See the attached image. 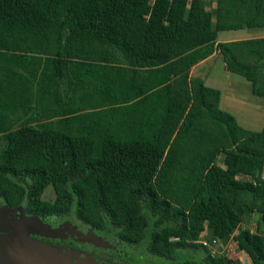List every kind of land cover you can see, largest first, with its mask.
<instances>
[{"label": "trees", "instance_id": "16d2710c", "mask_svg": "<svg viewBox=\"0 0 264 264\" xmlns=\"http://www.w3.org/2000/svg\"><path fill=\"white\" fill-rule=\"evenodd\" d=\"M261 27L264 0H0V208L111 233L131 264H239L203 232L264 264V230L233 234L264 225V117L189 74L216 52L264 97V36L215 41Z\"/></svg>", "mask_w": 264, "mask_h": 264}, {"label": "rangeland", "instance_id": "374dc122", "mask_svg": "<svg viewBox=\"0 0 264 264\" xmlns=\"http://www.w3.org/2000/svg\"><path fill=\"white\" fill-rule=\"evenodd\" d=\"M205 1L206 9H213V0ZM260 36H264V27L219 31L215 40L229 41ZM201 65L202 68L198 69V71L203 72L199 77H202L205 85L217 88L220 92L219 107L230 112L240 126L249 130H259L262 126L264 117V97L253 94L250 90V83L241 75L225 70L222 59L218 53L215 52V55H212L210 59H207L204 65ZM193 73H195V71H193ZM52 196V189L50 186H47L42 192L41 197L44 199H52ZM240 229L260 232L264 230V225L261 223L258 214L251 213L244 218L243 222L238 224L233 234ZM7 233L9 232L0 228V237L6 236ZM30 234L44 236L43 233L35 231L34 228H27L23 226L18 229L15 239L19 240V238H21L26 241V238L31 239L28 237ZM49 236L54 237L57 235L52 234ZM199 239L205 240L204 232L200 235ZM8 249L10 250L13 258V264H24L28 262L27 260H23L25 253L22 248L10 246ZM208 249L214 255H221L230 262L251 264L249 258L242 250L237 248L231 237L227 240L216 239L215 244L211 243L208 245ZM56 252L58 254L61 253L59 250H56ZM71 257L72 256L69 258L68 255L67 257H61L64 260L62 264H80L78 259L85 258L77 255L74 257L76 259L72 261ZM95 263L99 264L97 262Z\"/></svg>", "mask_w": 264, "mask_h": 264}, {"label": "flooded vegetation", "instance_id": "af4514ba", "mask_svg": "<svg viewBox=\"0 0 264 264\" xmlns=\"http://www.w3.org/2000/svg\"><path fill=\"white\" fill-rule=\"evenodd\" d=\"M18 213H15L16 217ZM5 216L9 217L10 214L6 213ZM65 220H59L55 224H49L51 227L56 228L53 234L57 236H38L30 234L28 237L34 241H39L54 247L60 252H67L68 257L73 261L77 255L83 257H90L93 261L99 264H131L129 259L122 260L121 255H126L130 258L132 254L131 246L124 247L119 244L118 239L110 233L105 234L102 230H87L88 227L82 224L74 223V231L68 228ZM91 235L103 239V242L96 245L94 242L89 241ZM124 250V251H123ZM124 252V253H123ZM120 256V257H119ZM64 261V260H62Z\"/></svg>", "mask_w": 264, "mask_h": 264}, {"label": "water", "instance_id": "95a60500", "mask_svg": "<svg viewBox=\"0 0 264 264\" xmlns=\"http://www.w3.org/2000/svg\"><path fill=\"white\" fill-rule=\"evenodd\" d=\"M16 210L19 211L20 207L18 209L0 208V228L9 232L6 236L0 237V264H13V258L8 249L10 246L22 248L25 253L23 260L28 261L27 263L23 262L24 264H62L64 261H62L61 257H67V252L58 254L54 247H50L45 243L27 238L26 241L21 238L19 240L15 239L18 229L23 226L34 228L35 231H40L44 236L52 235L55 232L48 226L40 223L36 217H26L19 214ZM6 213H9L10 216H5L4 214ZM15 213H18V217H16ZM78 261L80 264H96L88 256L78 259Z\"/></svg>", "mask_w": 264, "mask_h": 264}, {"label": "crops", "instance_id": "0c3cea01", "mask_svg": "<svg viewBox=\"0 0 264 264\" xmlns=\"http://www.w3.org/2000/svg\"><path fill=\"white\" fill-rule=\"evenodd\" d=\"M216 41V40H215ZM217 42V41H216ZM212 55H215V52L212 53L211 55H209L208 57L202 59L201 61L197 62L196 64H194L191 68H190V71H189V74L191 76H201V73L203 71H198V69L202 68V65L201 64H205V62L207 61V59H210L212 57ZM204 70V69H203ZM193 71H195V73H193ZM193 73V74H192ZM202 78V77H200Z\"/></svg>", "mask_w": 264, "mask_h": 264}, {"label": "built area", "instance_id": "2783aa9c", "mask_svg": "<svg viewBox=\"0 0 264 264\" xmlns=\"http://www.w3.org/2000/svg\"><path fill=\"white\" fill-rule=\"evenodd\" d=\"M215 241H216L215 239H212V240H211V242L214 243V244H215ZM201 243H202L203 245H206V246L209 245V243H208L207 241H205V240H201Z\"/></svg>", "mask_w": 264, "mask_h": 264}]
</instances>
